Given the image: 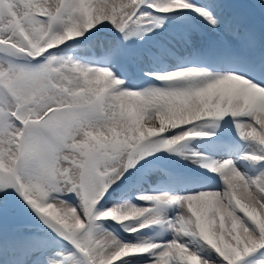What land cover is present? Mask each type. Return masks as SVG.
I'll list each match as a JSON object with an SVG mask.
<instances>
[{"label": "snow or ice", "instance_id": "1", "mask_svg": "<svg viewBox=\"0 0 264 264\" xmlns=\"http://www.w3.org/2000/svg\"><path fill=\"white\" fill-rule=\"evenodd\" d=\"M245 2L0 0V264H264V0ZM165 152L206 170L198 190H147Z\"/></svg>", "mask_w": 264, "mask_h": 264}, {"label": "rangeland", "instance_id": "2", "mask_svg": "<svg viewBox=\"0 0 264 264\" xmlns=\"http://www.w3.org/2000/svg\"><path fill=\"white\" fill-rule=\"evenodd\" d=\"M241 6L242 7H247L250 11H253L251 5H249L247 3V1L245 2L244 5H241ZM237 139H238V137H237ZM192 143H193V145H192L193 148L197 147V148H199V149H201L203 151L209 150V152L211 150L209 144L206 143L208 145H205L203 140H196V141L193 140ZM184 146L185 145H183L182 147H184ZM141 163L144 164L143 161ZM182 164H184V165H182ZM184 166H186V167H188V166L189 167H197L196 165H193L190 160H183V159H181L178 156H171L169 153H166V152L163 153V154L157 153L155 158L148 157L147 158V163L144 164V169L143 170H149V176H150V179H151L152 183H151V187L146 186L147 190H149V191H151V190L173 191V192L180 193V194H185V193L191 192V190H188V191L183 190V188H185L187 186V181L191 180L190 178H185L183 183H180V184L175 182V181H172V182L168 181V182L162 184L159 188H157L156 185L159 184L162 180H166V178L163 177L158 171H151L153 169H158V168H161V167H165V168H168V169L172 170L177 175H179L181 173V169L179 167L184 168ZM197 170H203V169L199 168ZM203 171H205V170H203ZM182 174H190V173H182ZM193 181L194 180H192L191 182H193ZM193 184L197 185V182L194 181ZM164 185H167V186L164 188L163 187ZM192 191H196V190H192ZM117 195H118V193H117ZM113 202H118V201L115 200V199H112V200L109 201V204L107 206L111 207ZM136 202L137 203H141V204L144 203V202H141V201H136ZM145 231L147 232L148 230L146 229ZM125 235H127V234H125Z\"/></svg>", "mask_w": 264, "mask_h": 264}, {"label": "bare ground", "instance_id": "3", "mask_svg": "<svg viewBox=\"0 0 264 264\" xmlns=\"http://www.w3.org/2000/svg\"><path fill=\"white\" fill-rule=\"evenodd\" d=\"M196 141V140H195ZM199 142V141H198ZM204 142V141H203ZM193 143H192V141L191 142H187L186 144H185V146L183 147V150L184 151H186V152H191V151H193V150H198V151H201V152H205V153H209V151L208 150H205V151H203V150H201V149H199V148H193ZM205 145H208V144H206L205 143ZM199 146V145H198ZM210 154V153H209ZM181 163V162H180ZM182 165H184V164H182ZM181 165V166H182ZM187 165V164H186ZM180 169L182 168V167H179ZM183 169H185V170H183V172H185V173H190V174H186L187 176H179V177H184V178H194L193 176H194V174H196L194 171H189V169H191V170H197V169H199L198 167H186V166H184V168ZM182 171V170H181ZM189 171V172H188ZM206 171V170H205ZM192 173H194V174H192ZM184 181V180H183ZM183 181H181V182H177V183H183ZM191 181H192V179L191 180H188L187 181V184H191ZM169 182H172V181H169ZM167 185H164L163 187L165 188Z\"/></svg>", "mask_w": 264, "mask_h": 264}]
</instances>
